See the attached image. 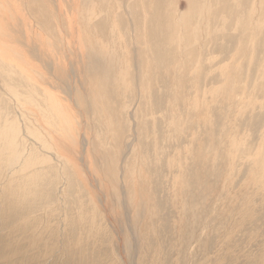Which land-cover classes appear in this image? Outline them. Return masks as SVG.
<instances>
[{
  "label": "rangeland",
  "instance_id": "374dc122",
  "mask_svg": "<svg viewBox=\"0 0 264 264\" xmlns=\"http://www.w3.org/2000/svg\"><path fill=\"white\" fill-rule=\"evenodd\" d=\"M151 3L133 44L114 1L0 0V264H264V0ZM95 24L114 65L88 82Z\"/></svg>",
  "mask_w": 264,
  "mask_h": 264
},
{
  "label": "bare ground",
  "instance_id": "6f19581e",
  "mask_svg": "<svg viewBox=\"0 0 264 264\" xmlns=\"http://www.w3.org/2000/svg\"><path fill=\"white\" fill-rule=\"evenodd\" d=\"M97 1H100V2H102V3H104V2H108V1H114L115 2V4H116V7H117V9H115L114 10V8H111V10L110 11H107V12H109V13H111L112 15H113V17H114V20L116 19L117 21H120V20H122V19H124L122 16H125V17H128L129 18V21H130V23H131V25H130V28H128V30H127V32H126V35L129 33L130 35L132 34V42L131 43H133V44H138L137 42H138V37H135V33L137 32V28H136V20H135V16L136 15H138L137 13L138 12H140L141 11V14H143L145 17H148L149 15H151V17L153 16V18L155 17V15H156V12L152 15V13H153V8H154V10H155V7H153V3H151L152 1H154V0H137V5H138V7H139V11H134L133 9H132V7H131V4H130V2L132 1V0H85V5H86V7L87 8H85L84 9V11H91V9H90V7H88V6H91V8H92V6L93 5H95V6H97L96 5V2ZM164 1V0H163ZM185 1V0H184ZM196 1V0H195ZM198 1V0H197ZM204 2H206V1H210V0H203ZM28 2V1H27ZM51 4V3H50ZM99 4V3H98ZM163 4V3H162ZM52 5V4H51ZM85 5H83V6H85ZM32 6V5H31ZM53 6V8H54V5H52ZM95 6H93V7H95ZM198 6V5H197ZM1 7V6H0ZM33 7V6H32ZM98 7H99V5H98ZM101 7V6H100ZM140 7H142V8H140ZM206 7V6H205ZM33 8H35V7H33ZM33 8H31V9H33ZM101 8H103V7H101ZM193 8H197L196 7V4L193 6ZM192 8V9H193ZM198 8H199V6H198ZM203 6H201L200 8H199V10H202V12H204V10H205V8H204V10H203ZM79 9H80V7H79ZM78 9V10H79ZM29 10H30V8H29ZM118 10H120L119 12H118ZM189 10V9H188ZM194 10H196V9H194ZM2 11V10H1ZM10 11V10H9ZM212 11V10H211ZM98 12V11H97ZM101 12V11H100ZM86 14H87V12H85ZM85 13H83V11H81V14H80V20L81 21H83L84 19H86V21L88 20V19H90L89 17L87 18V16L86 17H84V14ZM91 15V14H90ZM93 15H95V13L93 14ZM13 16V15H12ZM39 16V15H38ZM8 17V16H7ZM16 17V16H15ZM21 17V16H20ZM22 17H23V15H22ZM25 17V16H24ZM43 17V16H42ZM45 17V16H44ZM62 17V8L60 7L59 8V18H61ZM41 18V17H40ZM93 18V17H92ZM182 17H180V19H181ZM202 18V17H201ZM15 19V18H14ZM37 19H38V17H37ZM36 19V20H37ZM146 19V18H145ZM10 20V19H9ZM17 20V19H16ZM23 20H25V19H23ZM41 20H43V18H41ZM45 21H46V19H44ZM92 20V19H91ZM91 20H89L88 21V23H87V26H91ZM102 20V19H101ZM11 22H13L12 21V19L10 20ZM19 21V20H18ZM39 21V20H38ZM80 21V22H81ZM15 22V21H14ZM13 22V23H14ZM32 22V21H31ZM30 22V23H31ZM43 22V21H42ZM180 22H181V20H180ZM8 23H10V22H8ZM17 23V22H16ZM24 24V26L23 27H21L20 29H22V30H25V33H26V35L28 36V39H26V40H28V42H30V39L31 38H33V37H31L30 38V36L28 35V33H27V30H26V27L28 28V26H30L28 23H25V22H23ZM79 23V22H78ZM83 23V22H82ZM86 23V22H85ZM6 24V23H5ZM28 24V25H27ZM33 24V23H32ZM71 24H72V21H71ZM9 25V24H8ZM7 25V26H8ZM10 25H12V24H10ZM17 25H19V23L17 24ZM13 26V25H12ZM82 27H83V24H82ZM82 27L80 26V25H78L77 24V28L76 29H78L79 31H81V33H82ZM98 26H96V24H95V26L94 27H91L92 29H94V33H95V38H96V40L98 41V43H96L95 42V44L94 43H92L91 41L90 42H88L87 40H86V42H82L81 43V45H82V48H80V50H79V52L81 53V56H82V60H81V62H82V64H81V66H80V69H78V73H79V76H81L82 78H86V80L88 81H92V80H94L96 77H98L99 78V76L101 75V77L102 78H105V77H103V73H106V74H109L112 70H110V68H111V66H113L114 65V61H113V59H112V57H110L108 54H105V51H104V46L103 45H101V39L99 38V36H98V34H99V32L101 33V31H100V29L99 28H97ZM19 29V30H20ZM61 29V28H60ZM84 29V28H83ZM92 29H89V30H92ZM185 29H186V31H189V30H193L192 29V26H190V27H186L185 26ZM11 30H12V28H11ZM14 30V29H13ZM13 31V33L15 34H20V36H22V35H24V33L21 31ZM32 30H34L33 29V26H32V29L31 30H29V32L30 31H32ZM5 31H6V29H5ZM119 31V30H118ZM150 31H152L151 29H150ZM185 31V32H186ZM154 32V31H153ZM153 32H151V35H152V37H153ZM23 33V34H22ZM108 34V33H107ZM125 34V33H124ZM143 34V33H142ZM31 35V34H30ZM119 35H120V33H119ZM140 35V34H139ZM180 35V34H179ZM178 35V36H179ZM8 36V35H7ZM35 36V35H34ZM80 36V35H79ZM123 36V35H122ZM23 37V36H22ZM112 37V36H111ZM113 37H115V35L113 36ZM180 37V36H179ZM91 38V37H90ZM98 38V39H97ZM101 38H103V35L101 36ZM108 38V37H107ZM80 39H81V36H80ZM155 40V39H154ZM181 40V39H180ZM59 41V40H58ZM64 42H63V47L60 49V50H62L63 49V51L65 52V54H66V52H67V46H70L69 45V43L68 42H66V40L64 39L63 40ZM106 41V40H105ZM124 41V40H123ZM179 41V40H178ZM60 42H61V40H60ZM116 42V41H115ZM107 43V42H106ZM122 43H124V42H122ZM149 43V42H148ZM147 43V44H148ZM4 44V43H3ZM67 45V46H65V45ZM150 44V43H149ZM31 45V44H30ZM106 45V44H105ZM125 45H127V44H125ZM6 46V45H5ZM34 46V45H33ZM113 46V45H112ZM114 46H115V44H114ZM113 46V47H114ZM152 46H153V44H152ZM56 47V46H55ZM85 47H87L86 49H85ZM148 47V46H147ZM31 48V47H30ZM111 48V47H110ZM3 50H4V48H3ZM32 50H34L33 48H32ZM113 50V49H112ZM35 51V50H34ZM40 51V50H39ZM56 51V50H55ZM54 51V52H55ZM144 51V50H143ZM1 52V51H0ZM37 52V51H36ZM42 52V51H41ZM34 53V52H33ZM190 53V52H189ZM4 54H5V52H4ZM56 55V53L55 54H53L52 55V57H54ZM7 56H9L8 54H7ZM64 57V56H63ZM7 58V57H6ZM58 59V62H53V60L51 59V61L55 64L54 65V67L56 66V69H57V73H56V71H55V73L57 74V77H53V78H55L56 80H60V79H62V80H60V81H67L68 80V74H69V70H67V67L64 65V62L61 64V62H59L61 59H59L58 57L56 58V60ZM4 60H6V59H4ZM11 60V59H10ZM77 60V59H76ZM139 60V59H138ZM7 61V60H6ZM5 61V62H6ZM12 62H13V60H12ZM11 62V63H12ZM14 63V62H13ZM10 64V63H9ZM17 64V63H16ZM16 64H14V65H16ZM20 64V63H19ZM74 64H76V62H74ZM80 64V62L77 60V66ZM141 65V64H140ZM10 66H11V64H10ZM13 66V65H12ZM19 66V65H18ZM73 66V65H72ZM10 68H12V67H10ZM18 70V69H17ZM19 70H21V69H19ZM25 71V70H24ZM32 71H34V69L32 70ZM36 72V71H35ZM34 72V73H35ZM21 73V72H20ZM22 73H23V71H22ZM25 73V72H24ZM33 73V72H32ZM33 73V74H34ZM54 73V74H55ZM26 74V73H25ZM36 74V73H35ZM49 74V73H48ZM55 74V75H56ZM22 75H24V74H22ZM29 75V74H28ZM35 76V75H34ZM138 76V75H137ZM37 77V76H36ZM58 77L60 78V79H58ZM31 78H33V75H32V77H31V75L29 76V80L31 79ZM80 78V77H79ZM28 79V78H27ZM33 80V79H32ZM34 81V80H33ZM88 81V82H89ZM116 83V82H115ZM93 84V83H92ZM115 85V84H114ZM76 87V86H75ZM77 88V87H76ZM72 89H73V87H72ZM44 90V89H43ZM79 90V89H78ZM76 91V90H75ZM78 94H80V92L78 91ZM53 98V97H52ZM51 99V98H50ZM52 100H54V99H52ZM56 101V100H55ZM58 102V101H57ZM59 106H61V108H59ZM51 110H53V111H55L56 112V114H57V116L60 118V119H62L66 124H67V128H65V139L62 141L61 139H57V140H55L54 142L57 144V147H59L62 151L64 150L65 152H67V154L70 156V157H76V153H75V147L77 146V144H78V142H76L75 141V138H74V135L71 133V130L74 128L73 127V125H72V120H71V118H72V116H70V115H68V111H66V110H64L63 109V107H62V105L58 102V104L57 103H52V109ZM45 112V111H44ZM44 114V113H43ZM40 122V121H39ZM43 130V129H42ZM38 133V132H37ZM41 134H42V132H40ZM39 133V134H40ZM50 134V133H49ZM35 136H36V134H34ZM42 136V135H41ZM40 136V137H41ZM50 137L52 136V135H49ZM44 137V136H43ZM42 137V138H43ZM53 137V136H52ZM52 137L50 138V140H48V143H50V144H54L53 143V141H52ZM134 137V136H133ZM44 139V138H43ZM85 140H87V139H84V140H82L81 142L83 143V146L85 147L86 146V143H85ZM68 143H67V142ZM87 142V141H86ZM56 144H54L55 146H56ZM79 145V144H78ZM43 146V145H42ZM45 146H47V145H45ZM65 147H68V148H65ZM16 152V151H15ZM87 152V151H86ZM75 153V154H74ZM21 154V153H20ZM50 154V153H49ZM59 154V153H58ZM53 155V154H52ZM59 156V155H58ZM57 156V157H58ZM60 157V156H59ZM11 158H13V160H8V169H13V168H15V166L17 167L19 164H20V162H21V158H22V156L21 157H19V155H17L16 153L13 155V154H11ZM55 158V157H54ZM59 159V158H58ZM76 159V158H75ZM6 161V160H5ZM47 161V160H46ZM86 165V164H85ZM30 166V165H29ZM87 167V166H86Z\"/></svg>",
  "mask_w": 264,
  "mask_h": 264
}]
</instances>
